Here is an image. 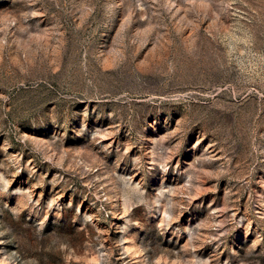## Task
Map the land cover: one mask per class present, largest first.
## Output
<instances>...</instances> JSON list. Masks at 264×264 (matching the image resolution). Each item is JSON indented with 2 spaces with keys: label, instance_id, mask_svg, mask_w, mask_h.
I'll return each instance as SVG.
<instances>
[{
  "label": "rangeland",
  "instance_id": "1",
  "mask_svg": "<svg viewBox=\"0 0 264 264\" xmlns=\"http://www.w3.org/2000/svg\"><path fill=\"white\" fill-rule=\"evenodd\" d=\"M0 264H264V0H0Z\"/></svg>",
  "mask_w": 264,
  "mask_h": 264
}]
</instances>
